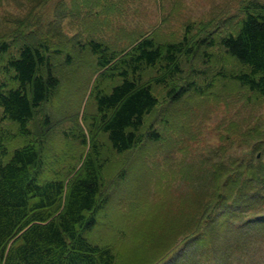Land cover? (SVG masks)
<instances>
[{"label":"trees","instance_id":"1","mask_svg":"<svg viewBox=\"0 0 264 264\" xmlns=\"http://www.w3.org/2000/svg\"><path fill=\"white\" fill-rule=\"evenodd\" d=\"M241 9L237 27L218 33V40L211 32L191 37L187 31L193 25L186 26L179 41L159 42L144 36L121 47L93 37H71L69 46L54 43L59 32L49 37L30 30L3 37L1 116L17 125L19 135L29 138L10 150L0 131V264H119L113 247L87 237L102 207L104 162L98 134L105 135L117 153L147 139L158 140L157 129L143 131L145 117L159 102L154 86L162 85L177 100L187 89L201 92L202 75L183 76L201 46L204 52L212 48L203 54L205 60L211 58L212 68L221 64L218 77L264 98V0H250ZM84 48L100 71L91 89L95 113L83 115L91 147L80 167L61 176L55 171L59 166L52 163L47 174L42 142L51 120L44 107L62 88L70 76L68 68ZM152 68L162 74L145 79ZM107 79L116 82L108 85ZM31 122L36 130L41 125V130L31 129ZM252 127L235 135L231 130L220 133L221 143L201 149V160L190 169L194 172L189 179L197 186L192 194L196 216L189 225V245L197 243L199 256L211 253L205 264H237L244 259L238 258V251L247 254L251 247L264 245V130ZM75 128L86 144L82 129L78 124ZM236 235L240 241L227 240ZM223 252H231L228 259ZM198 260L202 264V257Z\"/></svg>","mask_w":264,"mask_h":264},{"label":"rangeland","instance_id":"2","mask_svg":"<svg viewBox=\"0 0 264 264\" xmlns=\"http://www.w3.org/2000/svg\"><path fill=\"white\" fill-rule=\"evenodd\" d=\"M248 1L0 0V41L6 35L12 38L15 32L27 34L33 30L49 37L59 32V38L53 42L67 46L71 37H93L121 47L144 36H153L159 42L179 41L187 25H193L187 31L193 38L211 32L218 40V33L237 27L241 6ZM199 49L194 64L183 70V76L192 79L194 74L202 75V83L198 82L203 88L201 92L187 89L177 100L162 85L154 86L159 102L145 117L143 131L157 129L158 140L147 139L117 153L110 148L105 135L98 134L104 162L102 207L96 211L97 222L87 237L113 247L119 264H197L201 257L205 263L211 253L199 256L195 254L197 243L189 245V225L196 216L192 194L197 183L189 179L194 172L190 170L193 162L201 160V149L221 143L220 133L231 130L235 135L252 126L264 130V98L218 77L223 70L221 64L212 68L211 58L205 60L203 55L212 48H205V52L202 46ZM215 49L216 54L221 53L218 47ZM76 57L68 68L70 76L44 107L51 120L42 142L47 174L52 163L59 166L55 171L61 176L74 166L80 167L91 147L83 115L95 113L91 89L100 71L88 49L79 51ZM161 74L152 68L144 78ZM106 81L108 85L116 82ZM208 82L211 84L205 85ZM1 115L0 108V131L4 136L1 138L9 149L27 143L29 137L19 135L17 125ZM76 124L84 132L86 144L77 137ZM29 127L36 130L34 122ZM36 136L40 139L39 134ZM229 238L240 241L238 235ZM255 248L258 247H251L247 254L238 251V258L244 259L237 264H253L255 260V264H264V245ZM229 253L223 252L222 256L228 259Z\"/></svg>","mask_w":264,"mask_h":264},{"label":"bare ground","instance_id":"3","mask_svg":"<svg viewBox=\"0 0 264 264\" xmlns=\"http://www.w3.org/2000/svg\"><path fill=\"white\" fill-rule=\"evenodd\" d=\"M187 242V241H186Z\"/></svg>","mask_w":264,"mask_h":264}]
</instances>
